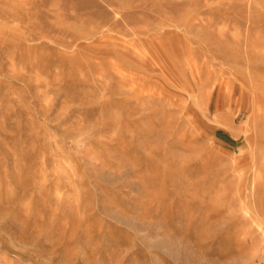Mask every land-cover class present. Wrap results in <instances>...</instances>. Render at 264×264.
Masks as SVG:
<instances>
[{
	"label": "rangeland",
	"instance_id": "1",
	"mask_svg": "<svg viewBox=\"0 0 264 264\" xmlns=\"http://www.w3.org/2000/svg\"><path fill=\"white\" fill-rule=\"evenodd\" d=\"M0 264H264V0H0Z\"/></svg>",
	"mask_w": 264,
	"mask_h": 264
}]
</instances>
